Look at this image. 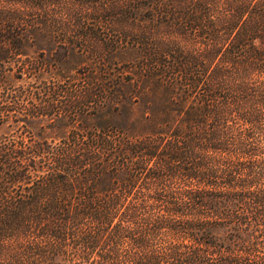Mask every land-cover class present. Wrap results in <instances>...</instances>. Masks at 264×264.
I'll list each match as a JSON object with an SVG mask.
<instances>
[{"label": "trees", "instance_id": "obj_1", "mask_svg": "<svg viewBox=\"0 0 264 264\" xmlns=\"http://www.w3.org/2000/svg\"><path fill=\"white\" fill-rule=\"evenodd\" d=\"M0 264H264V0H0Z\"/></svg>", "mask_w": 264, "mask_h": 264}, {"label": "rangeland", "instance_id": "obj_2", "mask_svg": "<svg viewBox=\"0 0 264 264\" xmlns=\"http://www.w3.org/2000/svg\"><path fill=\"white\" fill-rule=\"evenodd\" d=\"M52 53H54V52L52 51Z\"/></svg>", "mask_w": 264, "mask_h": 264}]
</instances>
